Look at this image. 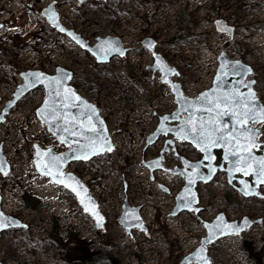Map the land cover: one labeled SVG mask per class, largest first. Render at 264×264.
Returning <instances> with one entry per match:
<instances>
[{"label":"rangeland","instance_id":"1","mask_svg":"<svg viewBox=\"0 0 264 264\" xmlns=\"http://www.w3.org/2000/svg\"><path fill=\"white\" fill-rule=\"evenodd\" d=\"M53 1L67 28L91 44L98 37L119 36L130 47L127 56L98 63L45 18L42 10ZM218 19L224 20L225 28H234L232 36L218 30ZM0 22V112L13 99L23 71L55 73L63 66L74 71L75 89L99 107L115 144L112 153L69 167L89 185L107 216L106 246L75 195L36 170L34 143L57 152L66 150L58 141L52 142L54 136L37 116L43 88L23 96L10 109L0 123V143L11 164L8 175L0 170L2 204L7 214L28 227L2 235L4 264H79L72 262L66 249L67 242L74 248L77 240L101 250L103 257L95 264H111L110 256L120 264H179L206 235L203 221L220 212L230 220L249 216L262 221L241 236L211 244L212 264H264V185L262 196L245 197L220 172L211 183L198 186L202 211L173 215L184 185L183 177L172 172L181 166L180 157L169 144L163 161L166 169L156 170L153 178L144 164L161 154L168 138L176 141L179 154L191 160L202 155L174 136H162L146 148L159 115L171 113L177 105L160 72L149 67L154 59L142 43L146 37L157 41V52L180 72L174 80L193 97L211 87L223 53L240 59L252 67L248 80H255L264 104V0H0ZM253 126L261 129L259 140L264 141V123ZM26 197L33 199L31 204ZM126 198L131 205L142 206L147 232L127 233L120 221Z\"/></svg>","mask_w":264,"mask_h":264},{"label":"water","instance_id":"2","mask_svg":"<svg viewBox=\"0 0 264 264\" xmlns=\"http://www.w3.org/2000/svg\"><path fill=\"white\" fill-rule=\"evenodd\" d=\"M79 1L84 2L85 0ZM42 13L55 28L59 31H61V28L64 29V31H61L62 33L69 36L84 50L90 52L100 64H106L114 57H125L130 51V47L125 46L119 36L98 37L96 43L91 44L81 34L67 28L61 21L56 1L44 7ZM216 25L219 31H227L231 36L233 35L234 28H225L224 20H216ZM2 28L3 24L0 22V30ZM69 33L72 35H69ZM142 43L148 48L154 59L153 64L149 67L153 69L154 73L160 72L161 81L171 88L177 105L176 109L171 113L159 115V124L155 131L148 136L146 148L157 142L162 136H174L177 140H184L194 146L202 155L198 160H191L179 154L176 141L168 138L158 157L144 161V164L150 169L153 178L156 170L166 169L163 161L165 160L164 153L170 150L169 144L173 146V150L180 157L181 166H176L172 172L183 177L184 185L176 196V205L172 214L178 215L184 211H194L195 213L202 211L203 207L199 205L198 186L200 183H211L219 172H226L230 184L233 185L234 181H237L239 185L235 187L243 196H262L260 188L264 183L261 182L259 165L256 161L264 157V141L259 140L261 129L253 125L255 123H264V118H261V113L259 112V106L264 104L257 96V91L254 87L255 80H248V76L253 73L252 67L240 59H230L223 53L219 58V65L211 87L200 92L197 97H193L187 95L183 85L174 80V77L179 76L180 72L160 52H157V41L151 37H146ZM101 48H110L111 50L105 54L101 51ZM33 73H42L43 75L37 78L32 75ZM21 76L23 81L18 85L13 99L9 100L0 112V123L6 120L10 109L23 96L38 88H43L44 99L36 110L37 116L47 126L48 131L56 137L58 143L66 147V150L57 152L54 147H43L39 143H34V164L36 170L40 175L49 178L53 183L73 193L84 212L93 218L96 228L104 230L107 216L102 211L97 198L91 193L89 185L83 178L70 170L69 167L75 162H88L97 156L114 151L115 144L106 119L94 102L88 100L75 89L71 83L74 78L73 70L63 66H58L55 73H48L40 69H29L23 71ZM65 89H70L71 93L80 97V100H75L71 93L67 94L69 98L65 100ZM57 91L60 92L59 96L56 94ZM250 92L255 94L254 101L249 100V104L250 106L253 104L256 106L257 119L254 122L250 120L246 128L236 124L237 118L230 111L240 110L237 107L239 98H237L235 103L222 102L219 109L211 112L208 109L214 106L203 103L200 100L204 94H208L209 99H214L215 97L222 98L224 94L235 93H243L247 96ZM221 110L228 112V114L217 116V112ZM190 118L194 119L198 130L200 123L203 122L205 129L212 131L216 125L210 122L213 120L217 121L221 132L216 133V146L209 145L207 151H205L203 150L205 143L194 140L193 134H189L188 138H182L185 133H188V126L185 125V121ZM247 129L255 130L258 133L256 135V143L251 145L252 156L255 158L251 167L257 169V171L251 172L249 170L250 174L244 175L243 172L235 169L237 167H246V165L238 164V156L229 154L237 151L235 142L226 145L220 137L222 134L225 137L229 135L236 136L239 144L243 146L247 143L243 137L253 135ZM218 152L221 153L220 163H217L219 161ZM239 154L246 155L242 149ZM0 170L3 175H8L11 172V164L7 160L3 144L1 143ZM250 177L252 178L251 180L248 179ZM68 185H71V187ZM2 202V189L0 187V214L6 218L4 222L9 225L8 227L0 228V240L2 235L8 230H17L27 226V223L19 217L5 213ZM141 210V205H131L126 198L123 203L120 221L127 233L132 234L135 229L148 231V227L141 215ZM261 221V218L252 219L249 216H244L240 220H230L225 212L218 213L211 221L204 220L206 235L202 237L199 246L194 251L186 254L179 264H205V258L207 264H212L213 258L209 253L211 244L222 238L241 236ZM0 264H4L1 259Z\"/></svg>","mask_w":264,"mask_h":264},{"label":"snow or ice","instance_id":"3","mask_svg":"<svg viewBox=\"0 0 264 264\" xmlns=\"http://www.w3.org/2000/svg\"><path fill=\"white\" fill-rule=\"evenodd\" d=\"M61 31H64V29L61 28ZM69 35H72V34L69 33ZM73 38L75 39V37H73ZM77 42H79V41H77ZM110 50H111L110 48H101V51L104 52L105 54ZM32 75L39 78L43 74L42 73H33ZM68 93H71V90L65 89V96H64L65 100L69 98L67 95ZM56 94L59 96L60 92L57 91ZM71 95L74 97L75 100H80V97L75 96L74 93H71ZM237 98H239V103H238L237 107L240 110L239 111L230 110V111H231V114L237 118L236 124L240 125L242 128H246V126L250 120L254 122L257 119L256 106L254 104L250 106V104H249V100L254 101V99H255L254 93L250 92V93H248L247 96H245L243 93L224 94L222 98L221 97H215L214 99H209L208 94H204L200 98V100L203 103L212 104L214 106V107L208 109V111L211 112V111H215L216 109H219L220 104L222 102L235 103L237 101ZM89 107H91V106H89ZM259 112L261 113V118H264V105L259 106ZM227 114H228V112H225L223 110L217 112V116H222V115H227ZM165 119H167V118H165ZM210 123L213 125H216L215 127H213L212 131H208L207 129H205L203 122L200 123L199 130H198L196 122L194 121V119L190 118L189 120L185 121V125L188 126V133H185L182 138H188L189 134H193L194 140H199L200 142L205 143V148L203 150L207 151V147L209 145L216 146V144H217L216 133L221 132V129H219V127H218L217 121L213 120ZM93 131H95V129H93ZM247 131L252 132L253 135L243 137V139L247 142L243 146H241L239 144V141H238L236 136L229 135V136L225 137L222 134L220 137V139H222L224 144H226V145L233 144L235 142V146H236L237 151L231 152L229 154L234 155V156H238V160H237L238 164H245L246 165V167H237L235 169L236 171L243 172L244 175H249L250 174L249 170H251V172L257 171V169L251 167L252 161L255 160V158L252 156L251 145H254L256 143V135L258 133H256V131L252 130V129H247ZM241 149H242L243 153H246V155L239 154ZM256 163L259 165V174L261 176V182L264 183V157L260 158L258 161H256ZM61 182H63V181H61ZM68 186L71 187V185H68ZM73 190H75V189H73ZM5 219L6 218H4L2 216V214H0V228H5V227L9 226L8 224H6L4 222ZM229 227H231V226H229ZM205 264H207L206 258H205Z\"/></svg>","mask_w":264,"mask_h":264},{"label":"trees","instance_id":"4","mask_svg":"<svg viewBox=\"0 0 264 264\" xmlns=\"http://www.w3.org/2000/svg\"><path fill=\"white\" fill-rule=\"evenodd\" d=\"M179 18L180 22L182 19H184L183 12L180 13ZM26 199L28 205L33 201V199H29L28 197H26ZM34 202L37 204L38 200L35 199ZM98 234L100 236L101 243L107 246L109 244L107 232L104 230H99ZM73 236H75V234H73ZM70 244V241L67 242L66 249L68 250L69 255L72 257V262L74 263L95 264L96 261L101 260L103 257L101 250L94 251L86 242L77 240L74 248H70ZM109 260L111 261V264H120L119 260H117L115 256H110Z\"/></svg>","mask_w":264,"mask_h":264},{"label":"flooded vegetation","instance_id":"5","mask_svg":"<svg viewBox=\"0 0 264 264\" xmlns=\"http://www.w3.org/2000/svg\"><path fill=\"white\" fill-rule=\"evenodd\" d=\"M218 154V156H219V161L217 162V163H220L221 162V153L220 152H218L217 153ZM220 173V172H219ZM226 173V172H225ZM251 178V177H250ZM228 179V178H227ZM249 179V178H248ZM252 179V178H251ZM250 179V180H251ZM228 182H229V180H228ZM235 182H237V181H234V184L232 185V184H230V185H232L235 189H236V187L235 186H237V184H235ZM238 183V182H237ZM238 185H239V183H238ZM2 189V188H1ZM28 227V224H27V226L26 227H24V228H27Z\"/></svg>","mask_w":264,"mask_h":264},{"label":"built area","instance_id":"6","mask_svg":"<svg viewBox=\"0 0 264 264\" xmlns=\"http://www.w3.org/2000/svg\"><path fill=\"white\" fill-rule=\"evenodd\" d=\"M56 141H57V139H56V137L54 136L53 139H52V142H56Z\"/></svg>","mask_w":264,"mask_h":264},{"label":"bare ground","instance_id":"7","mask_svg":"<svg viewBox=\"0 0 264 264\" xmlns=\"http://www.w3.org/2000/svg\"><path fill=\"white\" fill-rule=\"evenodd\" d=\"M151 219V217H148V220Z\"/></svg>","mask_w":264,"mask_h":264}]
</instances>
